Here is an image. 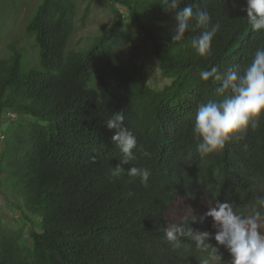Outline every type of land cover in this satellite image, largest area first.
Returning <instances> with one entry per match:
<instances>
[{"label": "trees", "instance_id": "1", "mask_svg": "<svg viewBox=\"0 0 264 264\" xmlns=\"http://www.w3.org/2000/svg\"><path fill=\"white\" fill-rule=\"evenodd\" d=\"M104 4L110 21L83 49L70 42L91 10L81 12L77 0L37 5L24 29L37 49L33 60L14 45L8 55L0 47V186L29 236L22 243L24 227L0 220V264H228L214 239L205 248L187 238L174 246L163 229L187 221L212 232L204 214L172 216L178 199L228 202L247 215L264 198V112L219 153L201 157L192 137L198 106L221 98L219 82L201 81L200 72L243 71L264 50V31L251 29L246 0H181L176 10L164 0ZM186 6L206 8L219 24L205 56L192 47L203 30L195 21L173 41L176 11ZM152 59L167 81L161 88L148 83ZM121 110L137 139L136 159L123 167L149 169L148 187L126 174L110 177L121 154L105 121Z\"/></svg>", "mask_w": 264, "mask_h": 264}, {"label": "clouds", "instance_id": "2", "mask_svg": "<svg viewBox=\"0 0 264 264\" xmlns=\"http://www.w3.org/2000/svg\"><path fill=\"white\" fill-rule=\"evenodd\" d=\"M166 10H176L181 0H164ZM247 22L253 31H264V0H246ZM176 29L173 41L183 39L191 21L197 28L203 29L200 35L192 40L196 52L205 56L210 52L211 41L219 29V24L211 23V15L206 8L197 9L186 6L176 11ZM203 82H219L215 91L220 99H210L198 106L192 126V137L196 141V150L201 157L221 152L226 143L246 132L248 127L255 128L258 118L264 112V50L258 49L252 62L241 71L240 66L230 68L223 76L213 67L200 72ZM123 111L114 112L105 121L106 127L115 130L112 141L121 154L120 163L112 167L111 178L122 175L134 179L148 187L150 170L143 167L125 168L136 159L133 151L137 147L136 136L124 126ZM242 138V136L240 137ZM144 155H149L145 152ZM131 182V181H130ZM131 195V193H129ZM210 217L214 233L200 232L189 227L187 221L168 223L163 229L165 242L179 246L181 238L190 239L197 248L210 245L214 239L228 251L229 264H264V198L257 200L249 214H238L228 202H217L209 207L201 217ZM196 217L194 216L192 222Z\"/></svg>", "mask_w": 264, "mask_h": 264}, {"label": "rangeland", "instance_id": "3", "mask_svg": "<svg viewBox=\"0 0 264 264\" xmlns=\"http://www.w3.org/2000/svg\"><path fill=\"white\" fill-rule=\"evenodd\" d=\"M41 0H0V47L3 49L5 55L10 54L8 49L9 45H14L24 51L25 55L33 60L37 56V49L31 37L24 35V29L33 15L37 5ZM105 0H77L80 11L89 4L91 14L84 24L78 23L75 34L70 42V47L81 48L86 47L92 40L95 33L105 27L110 17L104 4ZM120 11L125 17L126 12L123 8ZM98 18L95 22L94 19ZM101 20L103 23H101ZM134 43H139L140 39H134ZM130 47H125L124 53H128ZM150 65L154 67L155 71L152 78L149 80V85L155 88H161L166 80H162L159 70L155 68L153 59ZM5 120V119H4ZM3 120L0 122V132L5 129ZM16 201L13 199L12 194L7 189L6 185L0 186V220L8 227H24V235L22 243L28 244V225L24 224L21 216L15 212L14 206ZM209 207H212L209 202L199 200L195 205H191L189 200L178 199L173 210L172 216L184 218L189 215L204 214ZM264 234V230H261ZM213 228L211 233H214ZM229 264V263H228Z\"/></svg>", "mask_w": 264, "mask_h": 264}, {"label": "built area", "instance_id": "4", "mask_svg": "<svg viewBox=\"0 0 264 264\" xmlns=\"http://www.w3.org/2000/svg\"><path fill=\"white\" fill-rule=\"evenodd\" d=\"M6 116L8 118H10L11 116H14L11 112H6ZM4 139V133L3 132H0V144H1V141Z\"/></svg>", "mask_w": 264, "mask_h": 264}]
</instances>
